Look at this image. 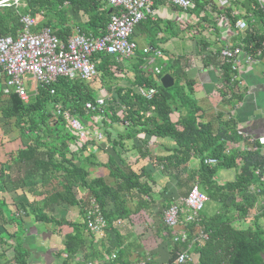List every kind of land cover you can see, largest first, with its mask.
Instances as JSON below:
<instances>
[{"label": "trees", "instance_id": "16d2710c", "mask_svg": "<svg viewBox=\"0 0 264 264\" xmlns=\"http://www.w3.org/2000/svg\"><path fill=\"white\" fill-rule=\"evenodd\" d=\"M239 5L244 10L240 14L233 15L228 6L224 8L223 14L227 16L232 27L239 16L248 18L247 27L240 34L242 49L250 57L264 60V13L256 0H243ZM70 11L73 14L81 12L86 16L84 26L80 28L82 33L100 36L105 32L114 8L102 0H17V4L14 0H9L0 4V36H15L21 29V16L29 14L38 16L37 25L56 29L54 33L64 42L71 28L64 23V27L59 28L58 24L59 20L63 19L64 22ZM203 20L207 21L200 18V22ZM144 23L151 24V28L156 25L150 18L138 25ZM172 29L173 25L167 21V30ZM196 39L199 52H204V56L209 57V44L202 39ZM135 57L133 79L128 86L117 85L113 75L120 70L115 64L116 58L104 53L93 55L97 75L90 80L57 77L49 86L39 85L34 95L29 94L27 101H22L14 91L4 95L0 85V102L5 100L4 105H0V115L4 119H12L23 138L24 147L15 153L13 163L24 164L28 161L34 165V169L27 172L19 168L17 175H9L5 190L25 186L27 178L32 176L30 172L38 171L42 187L49 185L54 179L60 188L54 189L45 198V204L60 202L67 206H77L82 217V222L69 223L72 231L64 239V250L68 256L73 255L83 243L86 229L84 201L90 199L98 205L105 220L106 227L103 231L109 237L114 236L118 246L120 242L117 240V221L129 218L131 213L152 202L151 193L155 181L151 178L150 170L141 167L139 172H135L122 159H119L121 167L112 160L106 162L114 183H105L100 177L87 179V170L78 161H74V154H82L86 146L81 142L78 152L71 150L70 145L75 144L79 137L76 133H69L68 122L76 116L92 121V115H96L99 120L93 124L98 129L93 132L102 128L103 134L115 150L124 147L122 142L137 133L170 139L173 147L167 148V155H150V163L161 166L162 173L175 183L177 189L189 188L192 183H196L208 200L220 203L218 211L213 215L204 216L199 212L196 222L187 223L184 227L188 233L187 242H173L169 228L164 225L156 227L157 233H163L167 239L169 257L166 261H172L178 252L187 250L192 257V262L188 264H264V225L260 223V218L264 223V197L246 193L248 185L258 184L253 170L264 164V144L259 145L255 140L250 143L251 149L234 148L231 145L237 141L234 118L218 113L216 128L210 122L202 120L201 109L192 97L194 81L185 71L188 62L186 55H171L168 71L157 76L140 68L144 63L143 54ZM220 63L222 79L228 83L231 76L229 63L224 60ZM113 64L117 66L114 68ZM164 73L173 78V84L168 88H163L159 82ZM96 85L102 90L98 91L99 87ZM141 85L155 88L152 97L147 99L137 92V87ZM231 85L228 89L231 100L240 99V90L234 88L233 83ZM50 87L53 93L49 92ZM101 97L106 99L101 109L85 108V103L94 104ZM174 113L175 119L172 118ZM118 125L123 126L124 130L122 134L118 133L116 140L111 139L112 134L105 126L114 129ZM146 142L141 144L142 147H137L139 150L144 149L139 152L140 157L148 154ZM206 157L214 158L217 162L214 165L204 164L203 159ZM191 158L196 160L195 169L187 168ZM11 163L7 162L8 168L13 166ZM221 169L233 170L232 179L217 183L215 176ZM78 187L87 190V197L83 200L77 199ZM165 190L166 187L161 189V196ZM260 194H264V191ZM166 204L168 202L162 210ZM86 205L89 206V202ZM16 209L25 213L37 212L35 219L42 222H54L57 225L63 223L28 205H18ZM11 216L7 217L10 222L20 223ZM234 221H237L236 225ZM4 223L0 219V227ZM198 231H202L206 238L202 242L191 243L192 236ZM21 232L18 229L6 233L0 228V247L4 238L15 237L14 254L10 259L13 264H28ZM0 250V259H4V252L1 248ZM112 264L130 263L126 260L125 253L119 250Z\"/></svg>", "mask_w": 264, "mask_h": 264}, {"label": "crops", "instance_id": "0c3cea01", "mask_svg": "<svg viewBox=\"0 0 264 264\" xmlns=\"http://www.w3.org/2000/svg\"><path fill=\"white\" fill-rule=\"evenodd\" d=\"M195 1L194 7L186 12L159 2L155 4L156 12L153 19L150 18L152 22L156 23L155 27L151 28V24L145 23L136 26L130 37V40L135 44L134 56L130 59L116 60L117 63L115 64L120 69L113 74L117 85L128 86L129 81L133 79L135 55H142V49L145 47H149L151 51L143 54L145 56L144 63L140 65V68L151 74L152 72L148 70L149 66L147 69H143L142 66L145 65L146 57L152 55V50L160 52L158 58L161 59L162 63H157L155 59L158 58L155 57L154 63L150 68L154 66L160 67V74L163 72L164 62L168 56L186 55L188 62L185 65V71L194 81L192 97L201 109L202 120L210 122L212 127L216 128L218 122L216 116L221 113L223 116L235 119V129L240 127L244 133L256 140L257 137L264 136V60L253 58L251 62L241 61L239 83L234 84V88L240 90L241 93V98L237 100L235 98L231 100L232 96L228 89L232 85L222 79V71L220 69L219 50L222 47L236 46L240 43V33L236 32L234 26L232 27L229 24L227 16L223 14L224 8L230 7L233 15L240 14L244 11L239 5L243 0H237L238 2L235 3L232 0H226V4L223 7L216 0H206V3L203 2L204 0H197L198 3ZM204 7L207 10L201 13ZM32 17L36 19L31 31H38L45 27L37 25L38 16L32 15ZM202 17L207 21L203 20L200 22ZM239 17L245 19L246 22L248 21L246 17ZM60 18L62 19V17ZM85 20L86 16L81 12L73 14L70 11L64 22L63 19L62 21L59 20L58 27H64L63 23L65 26L66 24L70 26V33L66 39L76 33L92 36L80 31V28L84 26ZM167 21L173 25V29L170 31L167 30ZM177 29H179L178 32ZM55 30H52L53 33ZM196 38L202 39L209 44L208 49L211 52L209 57L204 56V52H199ZM151 39H155L157 42L156 47L152 45ZM174 41H187V43L182 47L178 43L176 44L178 45L177 47L174 45ZM167 51L170 52L168 56ZM115 64H113L114 68L117 66ZM4 80V76L0 73L2 93L7 95L11 91L13 92L14 89L10 88L8 93H4ZM22 81L28 99L29 94L34 95L36 93L39 85L34 84L28 74L22 77ZM96 86L97 88L99 87L98 85ZM112 86L111 88L113 89ZM99 90H102V88L99 87ZM4 101L1 100L0 105H4ZM172 118H176L175 113ZM97 120L99 119L95 117L91 123L86 125L88 129L85 128V130L88 131V138L85 141H81L78 138L75 144L70 145L74 153L78 152L81 142L85 143L86 146L82 154H74V161H78L79 165L81 164L87 170V179L100 177L105 183H114L106 166L108 160H112L118 167H121L119 159H122L124 164H128L135 172H139L141 167L147 168L151 171V178L155 181L151 193L152 202H149L148 205L137 212L131 213L129 218L117 221L119 231L117 240L120 242L118 246L114 236L110 235L111 237H109L104 231L101 234H94L88 231L86 227L83 233L82 245L73 255L68 256L64 250V239L65 235L72 231L69 223L82 222L79 209L77 206H67L60 202L45 204V198L52 194L54 189L60 188L54 179L51 180L49 185L42 187L39 182L38 171L35 170L30 172L32 176L27 178L25 186L5 190L4 186L9 175H17L19 168L24 169L25 172L32 170L34 165L28 161L24 162V164L13 163L15 153L24 147L22 144L23 138L20 136L21 134H19V130L15 127L12 119H4L0 115V203H2V206H0V211L2 212L0 219L5 222V225L0 228L6 233H12L18 229L22 230V245L27 251L28 264H105L106 261L112 264L119 250L125 253L126 260L130 264H136L140 260H147L148 264H162L169 257L167 239L164 238L163 233H157L156 231L157 226L164 225L162 207L167 202L168 204L171 202L178 203L181 198L186 196L191 185L189 188L180 191L175 186V183L167 179V175L162 173L161 166H154L150 163L149 157L150 155L151 157L166 156L167 148L173 147L171 140L137 133L122 142L124 147L116 148L115 150L112 148L109 139L107 140L103 134L102 128L97 132H93V130L98 129L93 124L94 122L97 123ZM99 126H102L101 123H99ZM105 129L112 134L111 139L116 140L118 133L122 134L124 127L118 125L111 129L105 126ZM235 135L237 136V141L232 142L231 145L234 148L241 149L242 139L236 133ZM144 141H147L145 146L148 154L145 157H140L139 152L144 149L139 150L137 147H142L141 144ZM244 141L248 143L246 138H244ZM9 161L13 165L11 168H8L7 165ZM196 166V160L191 158L187 168L195 169ZM218 176L217 174L215 176L216 182L223 183V178L220 179ZM229 178L230 176H226L225 181L229 180ZM163 187H166V192L161 196L160 191ZM76 194L77 199L83 200L87 197V190L86 188L78 187ZM84 202V210L86 212L90 207V201ZM86 202H89V206L86 205ZM22 204L39 209L55 221H63V223L57 225L54 222L36 220L35 215L37 212L26 211L25 213L16 209V206ZM155 205H159L160 210L153 212ZM130 208L131 210L133 209L132 207ZM10 215H12L11 218H15L20 223L10 222L7 219ZM84 217L86 222V214H84ZM64 221L66 222L64 223ZM121 226L123 229H121ZM151 235L158 242L155 243L156 240L154 241L152 237L153 244H148L149 241L147 239ZM3 240L4 243H2L3 245L0 248L4 252V259H0V264H13L10 259L14 254L15 237L4 238ZM105 248H111V250L106 251Z\"/></svg>", "mask_w": 264, "mask_h": 264}, {"label": "built area", "instance_id": "2783aa9c", "mask_svg": "<svg viewBox=\"0 0 264 264\" xmlns=\"http://www.w3.org/2000/svg\"><path fill=\"white\" fill-rule=\"evenodd\" d=\"M9 0H0V4ZM114 8L106 24L105 32L96 37L83 34H72L64 42L61 41L49 27H42L38 31H31L35 23V17L23 15L20 18L21 29L15 36H0V73L4 76L3 92L8 93L13 88L17 96L22 101H27V93L22 81V77L28 74L34 84L49 86L55 82L57 77H67L69 79H79L88 81L97 75L96 61L93 55L104 53L115 56L116 60L130 59L135 53V44L130 40L134 28L146 18L154 17L157 2L167 6L189 11L194 7V0H102ZM223 7L226 0H216ZM264 13V0H256ZM16 3L17 0H14ZM207 10L202 9L201 13ZM194 19V18H193ZM247 27V22L243 18H237L234 22V29L238 33ZM241 37V35H240ZM151 49L143 48L142 53L147 54ZM156 56L160 52L152 50V55L146 57L143 69L152 72V75L160 74L161 68L154 66ZM221 60L229 63L231 69V85L239 83V73L241 61L251 62L252 57L247 55L242 49L240 42L236 46L222 47L219 50ZM155 88L141 85L137 87V92L144 98H150L155 93ZM49 92L53 93L52 87ZM106 99L101 97L96 99L94 104L87 102L85 108L89 110L101 109L105 105ZM69 128L75 132L81 141H85L88 135L85 127L76 117L69 119ZM236 134L241 137L240 147L242 150L251 149L250 143L255 141L252 137L244 133L240 127H236ZM247 139L248 143L244 141ZM259 145L264 144V136L257 137ZM216 159L206 157L203 163L214 165ZM253 173L258 178V184H250L246 188L248 195H259L264 191V164L254 168ZM207 195L202 192L196 183H192L186 196L179 202H171L162 210L163 224L171 230L173 242H187L188 233L184 228L187 223L196 222L199 212L203 209ZM86 227L94 234H101L106 227L98 205L91 199L90 207L86 210ZM206 235L198 231L192 236V242H202ZM190 245H188L189 248ZM108 259V258H107ZM109 260V259H108ZM192 262V257L187 250L178 252L175 258L162 264H188ZM105 264H110L106 261ZM136 264H148L147 260L137 261Z\"/></svg>", "mask_w": 264, "mask_h": 264}, {"label": "rangeland", "instance_id": "374dc122", "mask_svg": "<svg viewBox=\"0 0 264 264\" xmlns=\"http://www.w3.org/2000/svg\"><path fill=\"white\" fill-rule=\"evenodd\" d=\"M179 31V29H177V32ZM185 32V31H184ZM152 41H151V43H152V45L153 46H157V42L155 41V39H151ZM175 42V44L174 45H176V44H180V47H182V46H185V43H187V41H174ZM177 47H178V45H176ZM179 47V48H180ZM174 50V49H173ZM170 54V52H168L167 51V56ZM157 58L159 57V56H156ZM161 59L160 58H158V59H155V61L157 62V63H162V61H160ZM165 64H164V67H163V69H162V71H165V72H167L168 70V65L170 64V57L168 56L167 57V60L164 62ZM27 86V85H26ZM92 117H93V120H94V118L96 117V115H92ZM76 118L79 120V122L86 128V125L87 124H89V123H91V120L90 119H84V118H82V117H77L76 116ZM61 129H62V127L61 126H59ZM69 133L71 134V135H74L75 134V132H73V130H71V129H69ZM233 174H234V171L233 170H224V169H221V170H218V173H217V175H219L218 176V178H220V179H222L223 178V180L225 181V177L226 176H230V178H229V180L230 179H232V177H233ZM222 180V181H223ZM184 190V188H182V189H180V191H183ZM219 206H220V203H218L217 201H215V200H208V201H206L205 202V204H204V207H203V209L200 211L201 212V214L202 215H204V216H210V215H213L215 212H217L218 211V209H219ZM158 210H160V208H159V205H155L154 206V209H153V212L154 211H158ZM260 223L261 224H263L264 225V223H263V220L260 218ZM234 224L236 225L237 224V221H234ZM242 224V223H241ZM242 225H244V224H242ZM250 225H251V222H250ZM118 228V227H117ZM121 229H123V227L121 226ZM152 237L154 238V236L153 235H151V237H148V239H147V241H149L148 242V244H153V242L155 241V243L156 242H158V240L157 239H155L154 238V241H153V239H152ZM168 259V258H167Z\"/></svg>", "mask_w": 264, "mask_h": 264}, {"label": "water", "instance_id": "95a60500", "mask_svg": "<svg viewBox=\"0 0 264 264\" xmlns=\"http://www.w3.org/2000/svg\"><path fill=\"white\" fill-rule=\"evenodd\" d=\"M160 84L163 88H168L172 86L173 78L170 76V74L165 73L160 77Z\"/></svg>", "mask_w": 264, "mask_h": 264}]
</instances>
